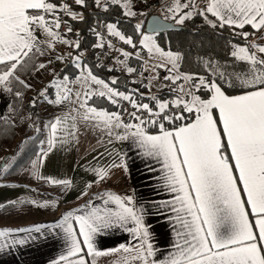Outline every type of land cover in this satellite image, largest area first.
<instances>
[{
  "label": "snow or ice",
  "instance_id": "snow-or-ice-1",
  "mask_svg": "<svg viewBox=\"0 0 264 264\" xmlns=\"http://www.w3.org/2000/svg\"><path fill=\"white\" fill-rule=\"evenodd\" d=\"M74 2L84 6L86 0ZM95 4L105 11L109 4L118 6L124 17L147 15L134 11L132 0H95ZM62 13L73 20L84 19L67 3L61 4L57 0H0V91L22 98L24 92L20 89H31L32 85L20 78L19 69L38 56H51L57 44L74 49L75 54L56 55L55 60L61 63L67 60L71 67L79 70L75 78L53 69V79L38 95L46 98L49 88L57 89L55 102L75 104L76 116L93 127L106 130L109 143L113 136L116 140L131 137L146 155L158 159L166 170L167 185L177 194L172 211L176 214L174 224L178 227L174 226V251L158 258L153 234L132 196L105 193L106 198L101 197L103 203L115 204V210L96 207L89 201L84 206L86 211H68L57 222L55 227L63 229L67 252L51 264H96L97 257L115 253L124 254L121 264H264V44L248 39L255 36L264 40V0H203L202 7L198 0H170L162 7V20L154 17L148 24L150 32L145 30L144 22L138 20L134 32L139 37L140 49L147 50L150 59L155 57L159 61L151 67H143L138 74L143 77L144 72H155L157 68H165L169 73L155 86L167 88L171 98L150 95L147 98L151 104L142 102L145 93L138 88L120 91L116 87L119 77L106 81L93 73L84 62L79 34L75 41L67 38L72 28L62 18ZM194 16L202 17L213 29H231L247 42L243 46H231V57L244 66L241 71L228 72L226 67L211 61L205 62V67L211 70L208 76L179 71L181 54L161 48L156 35L172 24L183 26ZM164 21L172 23L165 24ZM118 24L119 21L105 24L107 35L137 49L133 36L122 33ZM62 26L66 32H61ZM246 27L251 31L236 32V29ZM90 31L97 37L93 48L114 49L112 41L105 40L96 28ZM114 50L122 57L114 61L120 68L108 67L107 70L126 71L129 75L137 73L136 68L127 64L133 53ZM136 56L141 58L139 52ZM97 60V67H103L99 57ZM52 63L49 58L46 63H33L32 67L40 71ZM157 79V75H152L144 77L147 84L143 80L140 83L150 88ZM75 84L80 87L73 93L72 85ZM227 89L238 90L239 94L230 95ZM73 95L74 101L71 100ZM93 97L107 99L116 106L121 101L127 102L133 109L128 115L136 123L125 122L120 112L90 106L88 102ZM36 103L33 98L31 106L35 107ZM76 116L69 113L45 125L49 129L47 150L45 141H40L37 160L32 161L33 169H38L56 146L58 132L65 120L69 117L75 120ZM177 122H180L178 126ZM149 126L158 128V134H149ZM117 129H122V133L115 131ZM76 131L78 129L69 130L67 134L75 138ZM121 166L126 168L123 162L111 165ZM10 167L4 163L0 165V171L7 172ZM93 171L96 182L104 181L108 176L107 168ZM34 175L66 189L72 184L68 179ZM91 186L87 185L88 188ZM39 206L48 205L45 202ZM110 229L127 232L131 238L129 243L99 250L97 237ZM34 231L40 232L41 227H35ZM8 232L0 231V251L11 247L6 240ZM14 243L23 245L26 241Z\"/></svg>",
  "mask_w": 264,
  "mask_h": 264
},
{
  "label": "crops",
  "instance_id": "crops-1",
  "mask_svg": "<svg viewBox=\"0 0 264 264\" xmlns=\"http://www.w3.org/2000/svg\"><path fill=\"white\" fill-rule=\"evenodd\" d=\"M162 1L163 6L170 2V0ZM156 12L163 16L162 8ZM72 40L76 38L73 37ZM145 51L147 64L144 63V67H151L150 64L159 62L154 57L150 59V54ZM1 96L0 91V99ZM47 105L43 108L49 117V122L57 117H66L69 113L76 116L77 106L70 101L60 106L51 103ZM41 108L42 104L39 105V111ZM7 110L0 106V118ZM121 116L125 122L136 123L134 120L127 121L123 114ZM77 129L75 138L68 136L69 130ZM40 131L43 132L41 141H45L44 148L47 150L49 129ZM115 131L122 133V129ZM148 133L158 134V132ZM113 162L116 164L123 162L126 168L111 167ZM99 168H107L108 176L104 181L96 182L97 176L93 170ZM165 171L162 163L146 155L144 149L140 148L133 138L116 140L113 136L112 142L109 143L106 130L93 127L91 123L83 121L78 116L75 120L69 117L60 127L56 146L38 169H32V166L27 168L18 180H4L0 177V208L10 203H16L19 207L11 216L0 219V231L9 230L6 240L11 245L0 251V264H51L60 255L66 254L67 243L64 240L63 229L55 225L68 211L76 209L86 211L84 206L89 201L96 207H110L115 210V204L103 203L101 197L105 193H113L121 197L132 196L135 206L143 211L145 223L150 227L154 237L158 258L162 259L170 251H174L172 247L175 239L174 226L178 227L174 224L176 214L172 211V203L177 194L167 185L164 179ZM34 173L56 179H68L72 184L67 189L54 186L37 179ZM88 184L92 186L88 188ZM36 186L46 188L44 191L51 197V204L34 207L31 201L34 196L40 194H37ZM85 191L87 195H82ZM37 226L41 227L40 232L34 231ZM18 229L32 231H18ZM130 239L127 232L110 229L106 234L97 237L96 246L99 250L112 249L122 243L127 245ZM20 240H25L26 243L23 245L14 243ZM123 255L115 253L97 257L96 264H121Z\"/></svg>",
  "mask_w": 264,
  "mask_h": 264
},
{
  "label": "trees",
  "instance_id": "trees-1",
  "mask_svg": "<svg viewBox=\"0 0 264 264\" xmlns=\"http://www.w3.org/2000/svg\"><path fill=\"white\" fill-rule=\"evenodd\" d=\"M57 2L61 4L67 3L71 8L77 10L83 15V20H73L70 17L68 18L72 32L67 34L76 39L77 34H79L81 51L84 52V62L92 69L95 75L106 81H109L112 77H119V83L116 87H118L120 91H128L138 88L141 92L145 93L142 102L151 104V101L147 98L150 95H156L166 99L171 98V94L167 88L159 89L156 92H150L149 89L143 87L141 83H133L128 77L120 75L117 71L109 72L107 70L108 68L105 66L97 67V48L92 47V45L97 42V37L90 31V29L96 28V30L99 31L101 28L105 29V24L116 23L117 21H119L118 29L126 35L133 36L136 41H139V37L134 32V26L138 20H142L145 25L147 17L154 11L146 9L144 13L147 15L144 17H124L122 15V10L118 6L109 4L107 11H105L104 8L96 6L95 0H86L84 6L76 5L75 2L71 0H57ZM240 31H251V29L248 27L243 30L236 29V32ZM252 37L254 36L248 38L249 41ZM156 39L161 48L166 51L171 50L172 52H178L181 54L182 59L179 64L180 72L205 76L210 75V73H208L205 68L204 63L202 62L203 59L216 60L219 63H225V61L231 60L232 58L230 52L233 44L244 45L247 43L242 37L233 34L231 29H213L206 24L204 19L200 16H194L193 19L186 21L185 25H183V28L180 30L158 33ZM71 52L75 54L74 49H72ZM40 58L41 56H38L28 66L18 70L17 74L21 79L25 80L26 77L30 76L36 70L32 67V64L34 63L38 65ZM130 63L135 65L139 71H142V68L144 67V62L136 58H131ZM78 71L79 70L71 67L66 60L59 70V73L61 75L67 74L74 79L75 75L78 74ZM20 90L24 92L22 98H17L13 94H10L12 117L0 118V150L3 147L9 149L14 147L19 135L18 126L15 120L19 119L25 111L35 113L38 108V105L32 107L31 102L27 101L29 89ZM227 92L230 95L239 93L238 90L234 89H227ZM88 103L95 107L105 108L109 111L117 110L122 114L121 109L104 98L93 97ZM126 120L131 121L132 119L129 117ZM179 123L180 122H177V126ZM166 127L169 126L166 124ZM147 131L158 132L159 130L156 127L149 126ZM42 136V131L34 133V135L25 141V144L18 153L11 157L10 155H6L4 159L0 161V165L3 161L11 165L7 172L0 171V177L2 179L17 180L20 178L22 172L29 168L32 165V161L37 158L36 154L40 149ZM18 209L19 207L16 203H10L1 207L0 219L11 216Z\"/></svg>",
  "mask_w": 264,
  "mask_h": 264
},
{
  "label": "rangeland",
  "instance_id": "rangeland-1",
  "mask_svg": "<svg viewBox=\"0 0 264 264\" xmlns=\"http://www.w3.org/2000/svg\"><path fill=\"white\" fill-rule=\"evenodd\" d=\"M132 2H133V10L134 11H136L138 9L137 12L138 11L139 12H144L146 9L150 8L149 5L145 2V0H132ZM198 3H200L201 7H202V5H203L202 4V0H198ZM71 10L73 12L79 13L77 10H75L73 8H71ZM69 17L70 16L66 15L67 19ZM67 38L72 40L73 37H70L67 34ZM73 41H75V40H73ZM250 41H255L256 43H259V44H264V40H258L255 36L252 37L250 39ZM240 46H243V45H240ZM71 51H72V48H69V47H67V46H65L63 44H57L56 45V49L51 54V56L46 54V55L41 56V58L39 60V63H41V62L46 63L47 60L49 58H51L53 60V63L48 68H46L44 70H40V71H36L35 70L30 76L25 78L26 82L32 85L31 89H29V92H28L27 101L32 102V99L36 98V101H37L36 105H38L37 106L38 108L35 111V113L34 112L30 113L28 111H25L23 113V115L19 119H17V120L14 119L16 124H17V126H18L19 135H18L17 141L14 144V147L12 149H9L7 147H3L0 150V161L3 160L6 155H10V157H11V156H14L16 153H18L21 150L22 146L25 144V141L28 140L32 135H34V133L37 132L36 131L37 128H39L40 130H43V131L47 130L45 125L49 123V121H48L49 117L46 115V112L44 111L43 107L45 105H47V103L55 104L56 106H60L62 103H56L55 102L58 99V91L55 88H49L48 89L46 98L40 97L38 95V93L41 90H43L45 87H47L49 85L50 81L53 79V69L55 70V72L59 73L60 68L64 64V62L61 63L59 61H56L55 60V56L56 55H65V56H67L68 53L71 52ZM155 60H156V58H155ZM206 61H211V62H213V63H215L217 65L222 66V68L226 67L228 72H232L233 70L241 71L243 69V67H244L240 62L235 61L233 58H231V60L225 61V63H219L216 60L203 59L202 62L204 63V65H205ZM143 62H145V61H143ZM150 65H152V64H150ZM206 69H207L208 73L211 72L210 69H208V68H206ZM160 70H162V69L161 68H157L155 70V72H151V71L150 72L149 71L146 72L148 74L149 78L152 75H157L158 76V79L154 82L153 86L148 88L150 92H156L157 90H159L160 88H158L155 85H158L161 82H163V77L165 75H169L167 70L164 68V70H163L164 72H163V74H162L163 76H162L161 74H159ZM79 87H80L79 84L72 85L73 93H75L79 89ZM1 94H2V96H1L2 98L0 99V106L1 107H5V109H8L7 110L8 111V115H7V111H6V113H5V115L3 117H12L10 93H7L5 91H1ZM75 99H76V97H75V95H73L71 97V100L74 101ZM8 100L10 101V104H9ZM65 102H67V101H65ZM65 102H63V103H65ZM70 103H72V102L70 101ZM40 104H42V108L39 111V105ZM73 105H75V104H73ZM3 117H1V118H3ZM36 189L38 190L37 194L38 193H40V194H38L37 196H34V198L31 201V202H33V201L36 202V203H33L34 207H40L39 205H43V204H45V202H47V205L52 203L51 197L49 195H47L48 192L44 191V189H46V188H43V187H40V186H36Z\"/></svg>",
  "mask_w": 264,
  "mask_h": 264
},
{
  "label": "built area",
  "instance_id": "built-area-1",
  "mask_svg": "<svg viewBox=\"0 0 264 264\" xmlns=\"http://www.w3.org/2000/svg\"><path fill=\"white\" fill-rule=\"evenodd\" d=\"M71 1L74 2V0H71ZM145 2L149 5V7L154 12H156L157 10H159V9H161L163 7V1L162 0H145ZM61 15H62V18L67 21L68 26L71 27L70 22L66 18V14H63L62 13ZM61 32L62 33L63 32H66V28H64L62 26ZM99 32H101V34L104 36L105 40H111L112 41V44L114 45V49H123L125 51L130 52V53H133V55L127 61V64H128V66H131L133 68H136L137 69V73H133V74L129 75V74L126 73V71H118V70H117V73H119L120 75H123V76L128 77L131 81H136V82H139L140 83V81L143 80L144 81V84H146L148 81L147 80H144V77H149L148 74L146 72H144L143 73V77L140 76L138 74L140 72L138 70V68L135 65H133V64L130 63V59L131 58L138 59L137 56H136V53L137 52L140 53V57H141L138 60L145 61L147 59L146 51L140 49L138 41H136L134 39V42L137 43V49H132L130 46L125 45V44H123V42L119 41L118 38L108 36L107 35V32H106V28L105 29L104 28H101L99 30ZM114 49H109L107 47H105L104 49H98L97 48L96 58L99 57V63H101L102 65H104L107 68L108 67H113L114 69H119L120 68V65L119 64H116L114 61H115L116 58H121L122 59V57H120L119 52L118 51H115ZM163 70H164V68H162V70H160L159 74L162 75L163 72H164ZM124 92H127V91H124ZM144 103H146V102H144ZM118 108L122 110V114H123V116L126 119L130 117L128 115V113L131 112V111H133V109L131 108V105L128 104L127 102H125V101H121L120 102V105L118 106ZM125 109H127V111H125Z\"/></svg>",
  "mask_w": 264,
  "mask_h": 264
},
{
  "label": "water",
  "instance_id": "water-1",
  "mask_svg": "<svg viewBox=\"0 0 264 264\" xmlns=\"http://www.w3.org/2000/svg\"><path fill=\"white\" fill-rule=\"evenodd\" d=\"M160 18L161 20H162V18H163V16L160 14V13H158V12H153L151 15H149L148 17H147V19H146V21H145V30L146 31H149L150 32V29H148V24L152 21V19L153 18ZM164 23L165 24H170V23H172L171 21H164ZM183 28V26H177V25H175V24H172V27H170V28H166V29H163V30H161L159 33H161V32H166V31H172V30H180V29H182ZM5 162L3 161L2 163H1V165H3Z\"/></svg>",
  "mask_w": 264,
  "mask_h": 264
}]
</instances>
